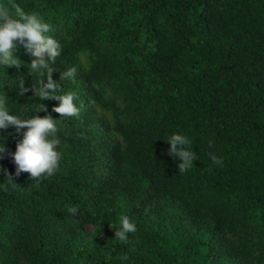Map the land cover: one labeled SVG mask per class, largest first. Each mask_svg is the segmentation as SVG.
<instances>
[{
  "label": "trees",
  "instance_id": "1",
  "mask_svg": "<svg viewBox=\"0 0 264 264\" xmlns=\"http://www.w3.org/2000/svg\"><path fill=\"white\" fill-rule=\"evenodd\" d=\"M5 3L52 26L54 67L76 68L60 91L79 112L33 94L16 42L20 64L0 66V91L10 111L58 120L61 158L51 175L17 176L23 129H0L13 180L0 171V264H264V0ZM173 131L197 153L185 172L168 152ZM122 214L137 225L127 242L115 238ZM76 224L106 230L95 256Z\"/></svg>",
  "mask_w": 264,
  "mask_h": 264
},
{
  "label": "clouds",
  "instance_id": "2",
  "mask_svg": "<svg viewBox=\"0 0 264 264\" xmlns=\"http://www.w3.org/2000/svg\"><path fill=\"white\" fill-rule=\"evenodd\" d=\"M52 26L46 22L37 12L24 11L16 7L15 14L7 3L0 4V66L19 65L20 61L13 54L16 42L23 45L32 59L28 65L31 74H36L38 80L36 85H32L33 94L41 99H54L59 103L53 110L65 116H74L79 112L77 104L74 102L76 94L69 91H60L63 80L75 78V66L68 67L64 71H57L54 67L56 59L60 56L62 45L54 36L50 35ZM59 72V80L53 79V73ZM19 93L27 91L23 81L19 84ZM9 99L4 91H0V129L15 127L17 133H21L22 138L16 143L15 151L10 153L16 165L15 175H20L22 171L30 174L31 178H40L44 175L53 174L60 162L61 152L58 149L60 137L57 135V121L51 116L45 115H21L12 112L8 107ZM43 106V105H42ZM44 107V106H43ZM43 107L38 110H43ZM25 113L30 111L24 110ZM169 144V155L177 158L179 172L187 171L197 159V153L192 148L186 147L191 144V140L179 131H173L166 140ZM209 140V147L212 146ZM6 152L4 142L0 143V159ZM208 157L216 165L223 164L222 157L214 152H209ZM7 179V169H0ZM13 181V180H12ZM68 211L75 215L77 208H69ZM115 238L127 242L129 233L137 231L136 223L127 215L122 214L119 218V225L115 229ZM122 259H126L123 257Z\"/></svg>",
  "mask_w": 264,
  "mask_h": 264
},
{
  "label": "rangeland",
  "instance_id": "3",
  "mask_svg": "<svg viewBox=\"0 0 264 264\" xmlns=\"http://www.w3.org/2000/svg\"><path fill=\"white\" fill-rule=\"evenodd\" d=\"M77 228H80V230L83 233V245L86 249L85 254L91 253L93 256H95L98 252H100L101 247L103 245L100 244V241L106 236V230H104L102 233L97 234L95 233V227L94 226H83L80 224L75 225ZM218 264H227L226 262H221Z\"/></svg>",
  "mask_w": 264,
  "mask_h": 264
}]
</instances>
